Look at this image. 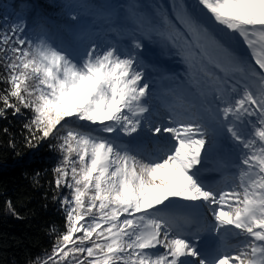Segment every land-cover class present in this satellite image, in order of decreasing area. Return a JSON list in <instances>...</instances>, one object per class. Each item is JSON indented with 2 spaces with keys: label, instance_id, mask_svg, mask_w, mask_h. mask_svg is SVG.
I'll list each match as a JSON object with an SVG mask.
<instances>
[{
  "label": "rangeland",
  "instance_id": "rangeland-1",
  "mask_svg": "<svg viewBox=\"0 0 264 264\" xmlns=\"http://www.w3.org/2000/svg\"><path fill=\"white\" fill-rule=\"evenodd\" d=\"M87 1L90 5L92 4V0ZM112 1L114 2L113 11L101 25L99 18L102 17V14L97 9L88 8L78 0H73L66 7L65 12L68 28L60 24L59 26L64 31V34L60 36L55 35L53 32L46 33L44 30L35 31L31 23L33 17L27 19L24 16H19L16 26L18 30L23 29L27 37L37 46V50L41 54L40 62L50 72L49 75L46 74L47 79L52 88L60 93L59 100L48 98V104L54 107L67 105L70 110L74 106L77 118H75L74 123L66 122L65 132L80 134L79 137L73 135L75 140L74 150L81 159H84L87 166L86 175L89 178L92 176L91 184L97 186L95 190L93 189L94 192L89 191L86 202L88 211L100 208V215L82 219L83 215L77 217L79 212L72 211L74 225L72 226L73 239L70 241V246H76L78 243L75 241L78 240L81 242L79 246H76L78 250L84 248L86 253L90 255L96 253L95 249H106L101 257L106 260H111L112 254L117 253L121 256L117 260L119 264H164L165 258L173 250L163 252V249L167 246L164 242V236L160 237L164 227L161 225L158 214L172 207L183 206L191 198L184 197L181 191L187 189L188 195H193L194 190L190 188L191 186H181V189H176L168 197L162 207H157L159 210H149L153 201L152 197L155 194L154 189L147 185L144 174L140 172L137 163L133 161L132 152L125 143L127 137H129L126 132L129 128L135 126L129 121V117L138 112L136 103L140 102L145 96L144 91L136 93L133 90V85L136 84V80L132 76L133 67L136 66L133 63L139 60L138 62L144 67L145 72L151 71V67L146 64H157L163 69L168 67L166 65L168 63L163 62L162 59L172 49L173 51L175 49L179 50L180 46L184 45L185 42L182 38L187 40L186 35L188 32L186 31L190 30L187 21L191 19L192 9L197 8L195 6L197 1ZM247 1L251 6L255 5V2L264 3V0ZM70 20L74 23L70 24L72 22ZM78 23L86 25L85 32L73 27L74 24ZM155 24L157 26L161 25V28H167L168 31L177 29L182 37L176 40L173 38L175 32L173 34L170 32L162 38L164 47L162 45L160 47L156 46L153 44V37L156 35L153 34V31L157 29ZM108 25H120L122 27L132 25L141 29L146 28L151 37L141 39L139 38L140 32L135 30L123 35L113 34L112 39L109 40V42H112V47L105 48L107 45L106 34H101V32L102 27ZM99 31L100 34H98ZM71 34L76 35L72 37V40L77 38L74 41L75 45L69 42ZM189 44L191 45L192 57L187 60V63H190L192 67L196 63L194 66L198 68L203 58L196 55L194 49L198 48L192 46L191 42ZM153 46H155L154 49ZM157 48L160 50L156 51ZM198 50L200 51V49ZM188 57L189 54L184 53V58ZM177 66L180 67V70L185 67L184 63H178ZM130 77H132L131 80ZM211 80L209 78L207 82H202L200 87L205 86V89H216L220 92L217 94L218 100H215V102H219L223 109L227 108L229 111L225 122L220 128H223V125L226 124L229 128L228 137H236L237 142L244 148H257L254 153V162H251V172L253 173L251 184L258 181V185H256V188L244 189L241 195L244 198V205H238L236 210H229L226 214L240 219L243 223L251 219V224L264 225V176L258 174L257 177L260 168L264 174V149L259 148L256 142L245 143L249 131L254 128L248 125L247 122L251 119V112L246 106V99H249L251 94L248 88L242 87L240 84L237 85L241 86V89L240 87L235 89L232 85L229 89V84L224 86V81L222 84L220 83V89H217ZM18 83L15 80L14 88L18 87ZM140 89H143V87ZM228 100L229 102H226ZM83 105L89 108L91 118H97L96 120L102 118L99 125H97L98 123H84L82 121L81 111L78 112L79 108H76V106L84 108ZM130 110L133 111L129 112ZM59 126L62 127L63 124ZM58 129L60 127L57 126L54 130ZM105 132L113 137V142L111 138L103 135ZM151 135L144 133L141 136ZM255 135L260 138L258 132ZM68 137L69 135L66 138ZM78 139L84 140L82 146ZM156 162L159 163L160 161ZM149 163L153 164V162ZM179 169L183 173L182 168L179 167ZM99 179L102 180L101 184ZM102 184L105 186H100ZM77 193L80 195V192ZM83 198H80L77 204ZM72 202L71 204L74 206L75 202ZM113 202L117 203L114 204ZM108 206L113 208L109 215L105 212ZM253 210L257 213L255 214ZM67 244L69 245V242ZM176 249L179 255L185 254L180 247ZM91 262L95 263L96 261L91 259Z\"/></svg>",
  "mask_w": 264,
  "mask_h": 264
},
{
  "label": "trees",
  "instance_id": "trees-1",
  "mask_svg": "<svg viewBox=\"0 0 264 264\" xmlns=\"http://www.w3.org/2000/svg\"><path fill=\"white\" fill-rule=\"evenodd\" d=\"M71 1L0 0V264H119L121 257L114 253L111 260L102 259L103 248L87 254L76 247L78 240L70 246L72 211L82 219L100 215V208L88 211L86 202L97 186L74 150L73 135L80 134L65 132L66 122L77 118L74 106L70 110L48 104V98L59 100L60 93L47 79L50 72L40 62L37 46L16 26L19 16L33 17L32 25L52 17L68 26L65 8ZM98 1L108 9L109 0ZM15 80L19 83L14 88ZM83 107L76 106L82 121L99 124L102 118H91L89 108ZM78 140L82 146L84 140ZM112 210L108 206L105 212Z\"/></svg>",
  "mask_w": 264,
  "mask_h": 264
},
{
  "label": "bare ground",
  "instance_id": "bare-ground-1",
  "mask_svg": "<svg viewBox=\"0 0 264 264\" xmlns=\"http://www.w3.org/2000/svg\"><path fill=\"white\" fill-rule=\"evenodd\" d=\"M195 6L205 7L211 11V18L209 20H199L197 16H195L194 11H196V7L192 9V15L190 20V30L192 33L191 39L195 44V47L200 49L201 55L206 58V63L210 64L211 67L215 66L219 70H221L224 74L228 76L227 81L231 84L240 83L245 84L246 88H248L249 99H246V106L248 110L251 112L250 122L256 127V131L251 134V139H257L255 135L256 132L260 134L259 141L261 142L260 146L263 147L264 143V76L261 74L260 70L257 68V65L254 62L255 54L250 46L244 44L240 41L239 35L246 34L250 29H252L254 25H263L264 27V3L255 2V5L251 7L250 3L247 0H196ZM248 8L250 6L251 10L244 9L243 7ZM162 26L159 25L158 28ZM177 31V29H174ZM252 31V30H251ZM162 34H167L166 29L161 30ZM246 42V41H244ZM180 57L176 55V53L172 50L167 55L166 62L170 66H175L181 62ZM157 65V64H155ZM159 66V65H157ZM153 68V67H152ZM173 68H168L169 75L176 79L177 73L171 70ZM144 68L141 66L136 67V70L132 73V76L136 74H141L140 71H143ZM240 70H242L240 72ZM138 72V73H137ZM162 69L155 68L153 69V73L151 75L143 76L141 79V83L139 86L143 85L144 80L150 83V86L147 89L148 93H152L153 91H161L164 86L161 83L162 77ZM235 74V77H230ZM230 75V76H229ZM205 77V76H203ZM145 78V79H144ZM171 78V80H174ZM179 80V79H177ZM245 80V81H243ZM173 88H177V86L173 85ZM134 90H137V87L134 86ZM152 102V100H151ZM153 103V102H152ZM190 107H192L191 103L186 102ZM140 108H143V105L137 104ZM205 106V104H203ZM207 109V107H206ZM204 112V109L202 110ZM146 112H140L136 115V118L140 120L141 123H144V126L148 125V120L150 119ZM197 118L201 117L204 119L202 121L203 129L205 130L207 140H210L211 137H215L214 144L212 145L214 150H220V154L225 156L226 159L231 158L232 154L235 152L238 146L226 148L224 147L225 133L228 128L216 130L213 132L211 127L214 124L223 122L225 120V114L222 111L221 105L218 103L214 107V114L207 116L206 114H201L200 112H195ZM132 120V118H131ZM130 120V121H131ZM130 134L135 133L133 129H129ZM156 132V136L160 137L164 132H167L174 139V146L169 147L168 149H172V153L168 154L162 152L161 154H156L155 157L150 156L148 151L154 145L161 146V140L158 139L153 142H140L138 144H133L131 146L133 161L137 163V167L145 176V181L147 185L151 186L154 189V196L152 197V205L149 207V210L157 211L159 210L157 207H162V205L167 201L168 197H170L176 189H181V186H191L193 189V195H188L187 189L181 191V194L184 197L199 198L197 204L185 203V207L180 209L179 212L191 211L199 206L202 202L200 199L201 195L205 193L199 192L194 180L192 178L191 168L194 167L196 161H204L209 158H213L212 154L207 153V156H204L200 149H192L191 147L195 143L196 139L204 142L200 144L201 147H206V145H210V142L203 141L200 138H204L203 135L197 134L195 131L189 132L187 135V139L184 142H180L178 140L177 132L178 130L173 125H163L159 126L157 122L151 124V128L146 131V129L142 126V129L138 134H153ZM161 148V147H160ZM242 148L240 147L239 154L242 153ZM235 160V159H234ZM237 160V159H236ZM156 161H160L159 163ZM148 162V163H147ZM149 162H153L150 164ZM180 168H182L183 173L180 172ZM260 176H264L263 170L260 168L259 171ZM192 178V181L190 180ZM258 185V184H256ZM254 185V186H256ZM262 185V184H261ZM249 187V186H248ZM257 187V186H256ZM242 191V189L239 187ZM234 192L230 195L231 198L228 199L226 204H219L221 208L219 214L217 215L215 222L219 223L221 217L229 210H236L238 205L243 204L244 198L240 196L237 192L238 189L233 190ZM188 198V199H190ZM190 199V200H191ZM244 205V204H243ZM157 208V209H156ZM169 211H172L169 210ZM165 213H159L161 225L164 227V234L162 233L160 237L165 238L164 242L167 248L163 249V252H170L168 257L165 259L167 263H172L174 257H178L177 255V247L184 248L189 250V248L185 244H181L179 238L183 234L184 230L179 229L175 230L179 224H186L188 220L184 218L182 215L177 214L173 219L164 218ZM198 218V217H197ZM239 224L232 225L230 232H233V228H238ZM162 227V228H163ZM161 228V227H160ZM166 230V231H165ZM243 234V237L237 238V243L248 242L249 239L256 240L255 236L264 237V226L262 228H257L252 234L249 236H244L246 231L244 229H239ZM162 231V232H163ZM259 232V233H255ZM261 243L260 246L250 247V249L239 250L238 252H229L223 258H219L215 261V264H257L263 256L264 250V242L258 241ZM166 250V251H165ZM256 250V251H253ZM253 251V252H252ZM163 254V253H161ZM257 262L255 260H251V256H257ZM194 257V254L189 255V259L191 260L188 264H197V260ZM247 257V261L244 259ZM250 258V259H249ZM249 259V260H248Z\"/></svg>",
  "mask_w": 264,
  "mask_h": 264
},
{
  "label": "water",
  "instance_id": "water-1",
  "mask_svg": "<svg viewBox=\"0 0 264 264\" xmlns=\"http://www.w3.org/2000/svg\"><path fill=\"white\" fill-rule=\"evenodd\" d=\"M199 9H201L202 11H206V10H204V8H202V7H199Z\"/></svg>",
  "mask_w": 264,
  "mask_h": 264
}]
</instances>
